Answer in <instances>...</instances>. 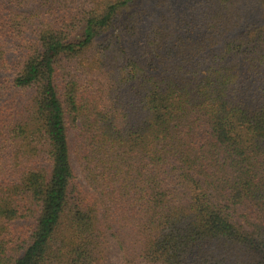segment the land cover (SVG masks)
Here are the masks:
<instances>
[{"label": "trees", "instance_id": "obj_1", "mask_svg": "<svg viewBox=\"0 0 264 264\" xmlns=\"http://www.w3.org/2000/svg\"><path fill=\"white\" fill-rule=\"evenodd\" d=\"M264 264V0H0V264Z\"/></svg>", "mask_w": 264, "mask_h": 264}, {"label": "rangeland", "instance_id": "obj_2", "mask_svg": "<svg viewBox=\"0 0 264 264\" xmlns=\"http://www.w3.org/2000/svg\"><path fill=\"white\" fill-rule=\"evenodd\" d=\"M108 261H109L108 264H116V262H117V258L115 257L114 252H112V254H111V256H110V258H109Z\"/></svg>", "mask_w": 264, "mask_h": 264}]
</instances>
